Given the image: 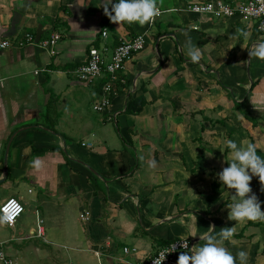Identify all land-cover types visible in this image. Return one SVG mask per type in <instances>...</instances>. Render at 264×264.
<instances>
[{
    "label": "crops",
    "instance_id": "1",
    "mask_svg": "<svg viewBox=\"0 0 264 264\" xmlns=\"http://www.w3.org/2000/svg\"><path fill=\"white\" fill-rule=\"evenodd\" d=\"M190 1L158 0L161 15L141 27L112 23L107 0H0V40L10 42L0 47V203L15 197L24 205L12 225L0 219V246L12 264H133L177 237L202 246L211 225L213 235L242 231L224 246L264 264V222L230 221L235 190L223 184L216 202L205 197L231 161L226 140H253L264 158V61L249 57L264 32L242 15L189 11ZM38 24L42 38L60 33L54 53L18 44ZM138 33L143 48L116 73L109 106L94 110L105 76L81 82L74 68L91 46H106L108 57L120 38ZM185 33L202 50L199 64L184 54ZM250 186L264 211L258 177Z\"/></svg>",
    "mask_w": 264,
    "mask_h": 264
},
{
    "label": "clouds",
    "instance_id": "2",
    "mask_svg": "<svg viewBox=\"0 0 264 264\" xmlns=\"http://www.w3.org/2000/svg\"><path fill=\"white\" fill-rule=\"evenodd\" d=\"M111 5V10H109ZM104 15L112 23L139 24L141 27L154 24L157 17L161 15L158 0H107L103 6ZM264 27V26H262ZM245 41L250 38V33L243 29L237 30ZM107 35V32H105ZM183 44L184 54L194 64H199L203 58L200 47L193 44L191 37L187 36ZM249 57H255L264 61V40L254 43L249 50ZM226 147L231 150V161L227 162L228 167L222 168L217 173L219 181L229 190H235L231 195L232 203L227 205L229 209L228 219L243 225L247 222H264V211L261 210V201L251 188L253 177H258L261 184V191H264V158L258 155L254 143L243 142L237 144L229 139L225 141ZM143 160V157H140ZM33 166L40 167V161H33ZM149 168H155V160L149 161ZM189 177V176H188ZM187 177V178H188ZM195 218V217H194ZM181 223H184L181 221ZM191 230V225H187ZM212 231L199 236L206 242L202 246L193 245L188 250V244L182 243L185 249L178 257L177 264H248V253L239 251L233 255L225 246V241H232L237 229L235 226L223 227L219 233L213 235L215 226L211 225ZM166 258V255H165ZM165 260V259H164ZM163 260V261H164ZM163 261L161 264H163Z\"/></svg>",
    "mask_w": 264,
    "mask_h": 264
},
{
    "label": "built area",
    "instance_id": "3",
    "mask_svg": "<svg viewBox=\"0 0 264 264\" xmlns=\"http://www.w3.org/2000/svg\"><path fill=\"white\" fill-rule=\"evenodd\" d=\"M185 8L195 13L208 14L212 17L223 18L235 15L245 16L256 23L259 30L264 32V0H194L185 5ZM106 28L101 30V34L105 37ZM60 33L53 32L48 38H40L35 41V33L26 31L23 39L18 41V44H23L24 41L34 43L41 48L54 53L55 43L59 39ZM145 42L144 35L138 33L133 37L126 39L120 38L118 43L114 45L109 56L107 57V47L102 46V49L91 46L88 49L86 59L74 68V76L78 81L91 83L105 76V81L102 83V94L100 99L93 104V109L102 111L110 104L112 83L117 79L116 73L124 68L125 62L130 59L133 54L143 48ZM10 44L9 40L3 38L0 40V47H5ZM119 79V78H118ZM24 211L23 203L15 197H8L0 203V219L8 225H12L17 217ZM80 218L87 220L89 211L85 210L80 213ZM37 233L41 234V226L38 224ZM188 244V250L191 247V242L186 237H177L166 242L152 256L143 260H137L133 264H174L177 263L178 257L185 251L182 243ZM127 253V246L123 247ZM166 255V258H165ZM0 261L4 264H12L13 260L6 254L4 248L0 246Z\"/></svg>",
    "mask_w": 264,
    "mask_h": 264
},
{
    "label": "trees",
    "instance_id": "4",
    "mask_svg": "<svg viewBox=\"0 0 264 264\" xmlns=\"http://www.w3.org/2000/svg\"><path fill=\"white\" fill-rule=\"evenodd\" d=\"M62 8H64V6H61ZM105 81V79L103 80V82ZM102 82V83H103ZM256 83V80H254V82L251 84L250 88L252 89L253 86L255 85ZM102 86V84H101ZM112 95V93H111ZM235 108L238 109L239 111H241V113L243 114V116L249 120L252 121L253 125H255L257 123V118L252 116L250 114V111L248 109H242L240 107V104L239 103H236L235 102ZM253 142V140L251 141ZM226 150H228V148L226 147ZM222 191V183L220 181H217V180H213L211 182V188H210V191L205 195V197L207 198L208 202L209 203H212V202H216L219 198V195ZM259 222H247V224H254V225H257ZM236 237H241L242 236V231H239L235 234Z\"/></svg>",
    "mask_w": 264,
    "mask_h": 264
},
{
    "label": "water",
    "instance_id": "5",
    "mask_svg": "<svg viewBox=\"0 0 264 264\" xmlns=\"http://www.w3.org/2000/svg\"><path fill=\"white\" fill-rule=\"evenodd\" d=\"M42 28H41V24H38L35 30V41H38L41 38L42 35ZM27 127V126H26ZM15 134V132L9 137L6 146H5V151H4V158H3V165H4V171L6 172V165H7V152L11 143V139L13 137V135Z\"/></svg>",
    "mask_w": 264,
    "mask_h": 264
},
{
    "label": "rangeland",
    "instance_id": "6",
    "mask_svg": "<svg viewBox=\"0 0 264 264\" xmlns=\"http://www.w3.org/2000/svg\"><path fill=\"white\" fill-rule=\"evenodd\" d=\"M264 129H262V131H261V133H259L258 135L260 136L261 134H264V131H263ZM247 135L249 136L250 135V138L251 139H253V136H252V134L249 132V131H247ZM255 186V185H254Z\"/></svg>",
    "mask_w": 264,
    "mask_h": 264
}]
</instances>
